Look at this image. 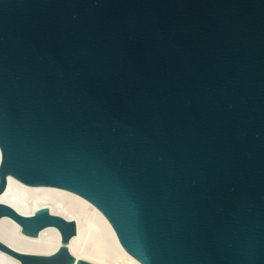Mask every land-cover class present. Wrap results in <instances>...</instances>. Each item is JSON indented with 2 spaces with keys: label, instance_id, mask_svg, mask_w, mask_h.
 <instances>
[{
  "label": "water",
  "instance_id": "obj_1",
  "mask_svg": "<svg viewBox=\"0 0 264 264\" xmlns=\"http://www.w3.org/2000/svg\"><path fill=\"white\" fill-rule=\"evenodd\" d=\"M73 191L142 264H264V0H0V192ZM50 255L74 260L73 221Z\"/></svg>",
  "mask_w": 264,
  "mask_h": 264
},
{
  "label": "bare ground",
  "instance_id": "obj_2",
  "mask_svg": "<svg viewBox=\"0 0 264 264\" xmlns=\"http://www.w3.org/2000/svg\"><path fill=\"white\" fill-rule=\"evenodd\" d=\"M0 203L20 215L47 208L53 215L73 221L75 235L66 242L74 260L92 264H142L121 245L105 215L89 200L73 191L49 185H28L11 175L0 192ZM0 243L19 254L50 255L61 245L59 230L45 226L37 235H27L12 218L0 217ZM0 264H21L0 250Z\"/></svg>",
  "mask_w": 264,
  "mask_h": 264
}]
</instances>
